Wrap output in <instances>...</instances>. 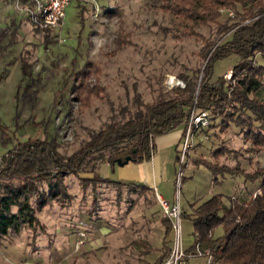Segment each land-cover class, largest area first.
I'll return each mask as SVG.
<instances>
[{"label": "rangeland", "instance_id": "374dc122", "mask_svg": "<svg viewBox=\"0 0 264 264\" xmlns=\"http://www.w3.org/2000/svg\"><path fill=\"white\" fill-rule=\"evenodd\" d=\"M29 7L23 0H0V157L19 141L35 138L56 142L68 156L91 131L121 119L136 93L150 101L159 92L168 93L170 77L181 79L179 74L194 70L201 81L205 41L186 35L188 22L150 0H72L62 26L49 36L36 27ZM196 30L207 40L220 35L216 24ZM238 61L236 54L215 61L212 80L227 75ZM87 85L98 87V95L81 101ZM191 142L183 158L181 146L159 149L155 144L153 154L161 160L156 191L91 182L103 163L95 154L86 170L66 177L70 202L53 203L39 213L45 229L36 233L23 227L0 239V264L161 263L176 234L171 224L166 230L168 218L157 193L170 203L179 198L182 211L192 214L193 207L217 194L225 205L232 196L250 199L261 184L254 174L264 165V149L252 152L238 126L199 129ZM115 156L110 150L103 154ZM206 162L237 172L213 171ZM110 178L115 179L111 170ZM222 233L219 226L214 236ZM182 239L186 249L194 246L187 216H182ZM207 258L194 256L190 264H207Z\"/></svg>", "mask_w": 264, "mask_h": 264}, {"label": "trees", "instance_id": "16d2710c", "mask_svg": "<svg viewBox=\"0 0 264 264\" xmlns=\"http://www.w3.org/2000/svg\"><path fill=\"white\" fill-rule=\"evenodd\" d=\"M150 2L188 22L186 35L205 41L200 51L205 60L201 81L198 82L199 70H194L191 74H179L185 81L184 87L174 85L167 94L159 92L150 101L136 93L133 106L126 109L121 119H112L99 130L91 131L89 138L68 156L63 155L52 140L35 138L16 143L0 157V239L10 231L20 232L23 227L36 233L38 228L45 229L39 213L53 203L67 205L70 202L72 195L66 177L86 170L88 164L97 159L95 154H100V163L115 164L117 158L129 154L135 161L150 160L155 138L185 124L195 98L197 107L211 115L212 122L207 129L218 127L226 131L234 124L251 142L252 152L264 149V0ZM209 24L218 27L220 35L215 40L205 39L196 30ZM36 27L47 36L52 31ZM231 54L239 56L232 67L231 78L222 76L213 81L215 61ZM87 92L81 101L88 100L90 94L98 95L99 89L87 85ZM107 150L116 156L103 157ZM217 151L220 154L221 151ZM203 164L213 171L237 172L232 167ZM254 175L261 177V184L259 192L250 199L232 196L225 205L223 195L217 194L193 207L192 214L183 212L193 223L194 243L208 250L219 264H264V165ZM90 181L119 184L101 178L99 173ZM167 223L166 230H169L168 219ZM219 226L223 233L214 236Z\"/></svg>", "mask_w": 264, "mask_h": 264}, {"label": "built area", "instance_id": "2783aa9c", "mask_svg": "<svg viewBox=\"0 0 264 264\" xmlns=\"http://www.w3.org/2000/svg\"><path fill=\"white\" fill-rule=\"evenodd\" d=\"M72 0H26L30 7L28 8V14L33 20L42 28L55 29L63 24L65 17V11L67 5ZM232 14V13H230ZM232 75V69L225 75L230 78ZM171 86L180 85L185 86V82L176 77H170L168 80ZM211 124V117L207 110H201L197 107V99L195 98L190 113L185 121L183 129V141L181 144L182 158L187 153L189 147L192 146L191 140L194 133L199 130L208 127ZM1 162V158H0ZM182 173L178 174L177 185L181 184ZM158 201L161 205L162 215L168 218L171 222L172 228L175 231L176 238L175 243L171 247L169 254L160 264H190V260L197 255H207V264H211L213 261L212 255L208 250H204L199 243H194V246L190 249H186L183 245L182 239V216L183 211L180 204V199H176L175 202L170 203L160 195ZM11 264H34L29 261H15Z\"/></svg>", "mask_w": 264, "mask_h": 264}, {"label": "crops", "instance_id": "0c3cea01", "mask_svg": "<svg viewBox=\"0 0 264 264\" xmlns=\"http://www.w3.org/2000/svg\"><path fill=\"white\" fill-rule=\"evenodd\" d=\"M182 125L183 128H177L171 132L156 137L154 146L157 144L159 149L170 148L173 146L179 148L183 137L184 124ZM160 161V156H156L152 153V158L148 161H129L123 166H120L117 163L111 164L109 162H103L99 167V173L102 178L117 181L121 185L138 183L156 191L161 180ZM110 170L113 175H115V179L110 178ZM157 195L160 194L157 193Z\"/></svg>", "mask_w": 264, "mask_h": 264}, {"label": "water", "instance_id": "95a60500", "mask_svg": "<svg viewBox=\"0 0 264 264\" xmlns=\"http://www.w3.org/2000/svg\"><path fill=\"white\" fill-rule=\"evenodd\" d=\"M129 161H135V159L132 157L131 154L125 156L124 158H117L115 160V163H117L120 166H123V165L127 164Z\"/></svg>", "mask_w": 264, "mask_h": 264}]
</instances>
